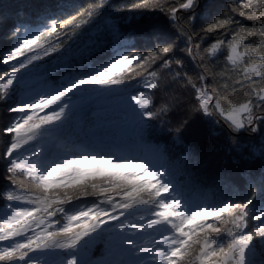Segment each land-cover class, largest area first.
Listing matches in <instances>:
<instances>
[{"label":"snow or ice","instance_id":"1","mask_svg":"<svg viewBox=\"0 0 264 264\" xmlns=\"http://www.w3.org/2000/svg\"><path fill=\"white\" fill-rule=\"evenodd\" d=\"M0 35V264H264V0H13Z\"/></svg>","mask_w":264,"mask_h":264},{"label":"trees","instance_id":"2","mask_svg":"<svg viewBox=\"0 0 264 264\" xmlns=\"http://www.w3.org/2000/svg\"><path fill=\"white\" fill-rule=\"evenodd\" d=\"M13 0H0V4L12 3ZM5 42L3 40V36L0 35V52L5 48Z\"/></svg>","mask_w":264,"mask_h":264}]
</instances>
